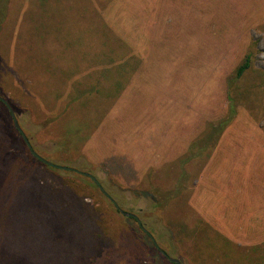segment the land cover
Returning <instances> with one entry per match:
<instances>
[{"label":"trees","instance_id":"obj_1","mask_svg":"<svg viewBox=\"0 0 264 264\" xmlns=\"http://www.w3.org/2000/svg\"><path fill=\"white\" fill-rule=\"evenodd\" d=\"M46 1L42 0L41 4ZM92 1L77 0L73 3L56 0V6L60 13L78 16V20L85 24L84 29H92L93 22L88 16L94 10ZM100 1L102 13L97 16L102 19L111 16V23L116 20L129 26L136 44L148 46L157 39L158 42L153 43L155 50L167 52V48L173 46L179 49L181 56L177 80L179 90L186 95L182 109L187 110L177 114L187 120L185 126L192 127L193 137H188L191 138L188 139L191 148L179 152L178 160L170 157L166 175L171 177L172 173L180 170L170 182L173 189L163 191L147 178L138 181L139 188L150 187L146 191L156 198L154 205L165 210L192 180L187 166L194 161L204 160L206 163L218 152L219 157L212 163L213 171L201 185L203 194L209 192L213 195L205 207L204 220L191 228L183 219L165 218L166 226L193 264H264V128L258 126L264 117V71L255 65L257 45L250 38V32L239 37L238 31L235 34L232 31L217 34L218 23L212 15L215 12L209 9L212 0ZM226 1L236 19H243L241 14L239 16V12L244 11L240 10L243 5L244 8L256 2L264 4V0ZM7 2L1 0L0 4ZM69 3L72 6H68ZM105 3L110 6V11ZM168 20L170 24H167ZM194 24L202 28L201 31L192 32L190 27ZM213 36L219 38L220 45H226L218 57L215 53L206 55L207 44L201 41L200 45L196 41V38L204 37L203 40L212 42ZM127 37L122 40L123 44ZM207 69H210L209 87L201 83L185 86V77ZM82 84L83 87L72 83L68 87L70 95L59 89L54 97H43L47 103L53 99L58 104L57 108L53 107V116L48 115L45 123L29 128L25 127L27 120L24 123L20 121L39 155L41 152L33 134L62 115L60 119L68 117L62 121L63 135L77 136L75 146L89 140L95 131L103 135L107 117L112 126L114 121H119L108 116L112 108V103L108 102L116 101L119 95L116 97L111 93L112 89L103 95L96 87ZM21 85L16 78L11 79L10 85L5 84L17 100L30 99L35 88L26 83ZM24 86L28 92L24 91ZM193 93L197 97L195 106L190 98ZM100 94L103 100L93 103ZM56 111L61 114L54 116ZM10 118L13 119L11 114ZM14 127L19 132L16 125ZM104 136L106 145L111 143L121 152L134 149L136 140L123 126L117 125L113 132ZM97 137L101 136L94 138ZM21 140L28 157L17 153L16 146L0 134V264H89L98 256L103 242L118 245L130 233L135 238V231L133 233L128 225H117L116 219L108 215L96 199L97 192L109 200L92 179L45 165L31 154L24 139ZM118 150L116 156L121 153ZM117 166L125 173L129 171V167ZM62 174L72 178L63 179ZM92 197L96 200L94 205L86 202ZM112 206L123 219L136 223L139 233L151 239L136 219L123 215ZM150 234L154 235L153 232ZM239 237L251 240V247L242 249Z\"/></svg>","mask_w":264,"mask_h":264},{"label":"rangeland","instance_id":"obj_2","mask_svg":"<svg viewBox=\"0 0 264 264\" xmlns=\"http://www.w3.org/2000/svg\"><path fill=\"white\" fill-rule=\"evenodd\" d=\"M76 1L70 0L73 3ZM95 1H92L95 4L94 10L88 15L93 22L92 29H84L85 24L78 20V16L69 12L60 13L56 0H48L44 4H41L42 0H8L7 3L0 4V98L14 111L19 125L27 120L25 127L30 128L45 123L48 115L53 116V107L58 106L53 99L47 103L43 97H54L59 89L70 95L68 87L72 83L82 87V83L90 84L101 90L103 95L110 92L116 97L119 95L116 101L108 102L112 103L108 116L111 115L113 121H119H114L112 126L107 122V117L103 135L100 131L92 132L91 138L82 144L74 145L78 141L75 135H63L62 121L68 118L60 119L63 115L48 127L39 128L40 131L33 136L41 152L40 156L55 165L78 172L60 171L92 175L122 211L136 215L142 227L149 234H154L150 235L158 247L151 239L138 232L136 223L126 221L117 214L112 206L113 202L103 192L108 201L96 192V199L102 203L108 215L116 219L114 222L117 225H128L136 235L134 238L130 233L118 245L103 242L98 256L89 264L172 263L166 256L180 264H193L191 258L175 242L165 218L183 219L191 228L204 220L205 207L209 205L213 195L209 192L203 194L201 185L213 171L212 163L219 157L218 152L206 160V163L204 160L194 161L187 166L192 180L180 197L173 199L165 210L154 205L156 198H152L146 191L150 187L139 188L138 181L142 182L147 178L151 179L152 185L159 186L163 191L173 189L172 184L169 186L170 182L180 170L172 173L171 177L166 175L171 163L170 157L178 160L179 152L191 148L188 140L191 138L188 137H193L192 127L185 126L187 120L177 114L187 110L182 109V100L186 95L179 90L177 80L181 56L179 49L173 46L167 48V52L155 50L153 43L158 42L157 39L150 45L147 44L148 46L136 44L129 26L116 20L111 23V16L103 19L97 16L103 5H100V0ZM212 1L209 9L215 12L212 15L218 23L217 34L223 31L235 34L238 31L239 37L250 32V38L257 45L255 65L257 69L264 71V4L256 2L244 8L243 5L240 10L244 11L239 12L243 19H236L226 0ZM106 5L110 11V6L105 3V7ZM62 6L67 7L64 4ZM68 6H72V3ZM82 8L80 4V10ZM167 22L170 24L171 21ZM201 29L196 24L190 27L194 33ZM127 35V41L123 44L122 40ZM192 39L195 41L194 37ZM203 39L196 38V41L200 45L202 42L208 45L206 55L215 53L218 57L226 47L225 44L220 45L217 36L211 37L212 42ZM213 42L220 46L216 47ZM195 50L198 51L196 48ZM208 70L210 69L185 77V86L201 83L209 87ZM12 78L18 79L20 84L26 83L35 88L30 99L15 98L8 86H5L10 85ZM26 88L23 87L28 92ZM108 89L112 90L109 92ZM102 94L93 103L101 102L104 98ZM194 94L196 93L191 94L190 98L195 106L197 97ZM10 114L7 105L0 103V134H4L16 146L17 153L28 157L21 140L23 137L15 130ZM59 114L61 113L56 111L54 116ZM117 125L127 128L136 140L133 150L121 152L115 145L105 144L104 135L113 132ZM258 126L264 128V117ZM20 127L24 132V128ZM96 135L101 137L94 138ZM116 150L121 152L118 156L115 154ZM117 164L129 167V171L125 173ZM62 177L72 178L67 174H62ZM86 202L96 204L93 197ZM239 242L242 249L252 245V241L244 237H239Z\"/></svg>","mask_w":264,"mask_h":264},{"label":"water","instance_id":"obj_3","mask_svg":"<svg viewBox=\"0 0 264 264\" xmlns=\"http://www.w3.org/2000/svg\"><path fill=\"white\" fill-rule=\"evenodd\" d=\"M0 100L4 103V104H6L7 105V107H8V109H9V111H10V113H11V115H12V117H13V120H14V123H15V125H16V127H17V129H18V131L21 133V135H22V137H23V139H24V141H25V143H26V145L28 146V148H29V150H30V152H31V154L36 158V159H38L39 161H41L42 163H44L45 165H48V166H50V167H52V168H55V169H59V170H69V171H75V172H78V171H76V170H74V169H72V168H68V167H64V166H59V165H55V164H53V163H51V162H49V161H47V160H45L44 158H42L35 150H34V148H33V146L31 145V143L29 142V140H28V138L26 137V135H25V133L23 132V130L21 129V127H20V125H19V123H18V121H17V119H16V116H15V114H14V111L11 109V107L8 105V103L4 100V99H2V98H0ZM80 174H83V175H85V176H88L90 179H92L95 183H96V185L101 189V191L113 202V204L116 206V208L123 214V215H125V216H127V217H130V218H134V219H136L137 221H138V223H139V225L142 227V224H141V222H140V220L138 219V217L136 216V215H134V214H132V213H127V212H124V211H122L121 209H120V207L117 205V203L114 201V200H112V198L107 194V192L102 188V186L100 185V183L92 176V175H89V174H86V173H80ZM142 229L151 237V240L155 243V240H154V238L142 227ZM155 246L156 247H158L157 245H156V243H155ZM162 253H163V255H165L166 256V254L163 252V251H161ZM167 257V259L170 261V262H172V263H176V264H180V262L179 261H177V260H175V259H172V258H170V257H168V256H166Z\"/></svg>","mask_w":264,"mask_h":264}]
</instances>
